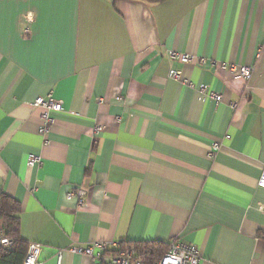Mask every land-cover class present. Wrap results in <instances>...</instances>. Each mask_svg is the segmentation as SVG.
I'll list each match as a JSON object with an SVG mask.
<instances>
[{
  "label": "crops",
  "instance_id": "crops-1",
  "mask_svg": "<svg viewBox=\"0 0 264 264\" xmlns=\"http://www.w3.org/2000/svg\"><path fill=\"white\" fill-rule=\"evenodd\" d=\"M39 96L64 103L45 135ZM263 167L264 0H0V194L40 264L174 240L199 264H264Z\"/></svg>",
  "mask_w": 264,
  "mask_h": 264
},
{
  "label": "built area",
  "instance_id": "built-area-1",
  "mask_svg": "<svg viewBox=\"0 0 264 264\" xmlns=\"http://www.w3.org/2000/svg\"><path fill=\"white\" fill-rule=\"evenodd\" d=\"M168 56L170 59L178 60L183 63H203L205 59L190 53H182L178 50H169ZM171 76L182 80L180 71H171ZM240 74L246 78L251 77V70L248 66L240 67ZM183 82H189L184 79ZM192 84V83H190ZM200 90L203 93H207L208 89L206 85H201ZM219 103L222 100V94L210 93ZM63 101L61 99L54 98L52 96H39L35 99L34 105L41 107L42 118L44 123L40 125L39 131L42 134H47L50 131V123L53 119L51 116L52 111H62L64 108ZM236 107L237 104L233 103ZM101 127H97L100 130ZM40 160V156L32 155L29 159L30 165ZM257 185L264 188V167L258 178ZM69 199L73 197L78 198L79 205H85L87 202V188L84 186L78 187L76 190H70L67 193ZM2 244H11L12 241L8 237H2L0 239ZM42 245L40 243H30L24 264H40L39 255ZM97 249V251H95ZM73 252H80L82 254L89 255L93 258L94 264H145L143 259L139 256L140 250L135 243L118 244L108 243L105 241H94L86 246L74 244L71 246ZM59 259L61 258V252L58 253ZM202 258L201 250L195 244L186 242L184 240H174L170 243L167 251H165L159 259L151 264H199Z\"/></svg>",
  "mask_w": 264,
  "mask_h": 264
},
{
  "label": "trees",
  "instance_id": "trees-1",
  "mask_svg": "<svg viewBox=\"0 0 264 264\" xmlns=\"http://www.w3.org/2000/svg\"><path fill=\"white\" fill-rule=\"evenodd\" d=\"M147 2H162L165 0H143ZM20 212L21 205L13 197L6 193L0 194V221L4 236L12 243L3 244L0 247V264H24V259L29 247L20 234ZM140 250L139 256L145 264H151L167 251L170 243L164 242H142L135 243Z\"/></svg>",
  "mask_w": 264,
  "mask_h": 264
}]
</instances>
